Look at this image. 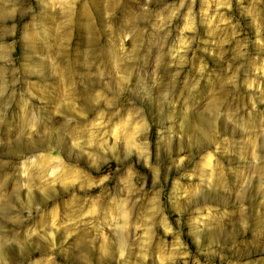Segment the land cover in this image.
Returning a JSON list of instances; mask_svg holds the SVG:
<instances>
[{"label":"rangeland","instance_id":"rangeland-1","mask_svg":"<svg viewBox=\"0 0 264 264\" xmlns=\"http://www.w3.org/2000/svg\"><path fill=\"white\" fill-rule=\"evenodd\" d=\"M173 4L178 5L179 0H151L150 3L149 0H78L74 8L71 4L65 5V8H72V15L64 18L63 24H70L71 27L63 26L61 20H50L46 29H52L51 35L44 39L37 38L39 25L33 17L30 23L23 25L26 29L24 40L32 47L44 46V51L38 52L42 63H31L29 57L22 67L14 33L18 34L31 8L28 0H12L7 6L0 4V66L9 69L8 89L4 100L0 101V111L6 116L17 117L16 136L11 137L14 143L9 146L6 142L0 146L3 147V151H0V181L5 186L15 183V192L24 196L19 188L21 161L26 171L46 162L51 163L46 155L31 159L37 153H43L47 147L39 137L34 138L36 143L32 150L25 149L30 121L21 109H25L30 117L33 105L21 88L23 82L13 84V64L20 68L17 77L24 70L47 66L64 83L55 112L48 121L42 120L40 124V133L45 135L56 120L60 124L55 126L60 127L65 117L83 119L78 113L80 108H84L82 93L86 88L99 89L103 83H108L115 89L114 64H119L121 71L124 67L132 71L135 86L142 78L140 66L147 59L146 53L155 50L154 71L167 82V65L179 52L178 25L183 26L188 5L180 9L171 28L165 30L170 31L166 40L161 39L163 33L156 35L152 25L141 17L147 8L152 13L154 24L157 16L169 14L167 6ZM205 7L204 0H196L198 26L201 20H207L206 16L200 15ZM57 25L61 26L57 28ZM82 27L86 28L88 35L85 62L92 72H78L72 64V45ZM144 28L148 30L140 31ZM134 29L137 30L135 36ZM125 33L131 38L121 44V37ZM40 37H44L43 31ZM206 46L211 51L208 34L201 28L191 49L177 56L178 62L182 63L176 83H185L184 99L191 109L196 110L195 116L192 111L185 112L181 107L177 114L165 120V108L159 102L150 113L133 99L134 93L124 92L119 96L115 106L124 108L131 117L134 112L130 109L134 105L146 129L117 127L113 134L119 140L109 141L113 146L103 156L89 150L95 148L98 140L95 132L91 133L89 149H85L86 158L98 171L82 165L73 166L65 179L81 182L70 189L59 204L60 223L69 219L75 221V224L69 225L75 235L67 244L63 242V228L50 239L32 237L29 245L30 264H264V237L259 241H249L241 238L237 231L240 221L244 220L264 232V203L256 194L258 189L264 188V129H251L247 139L235 141L232 136L221 132L219 124L209 128L204 111L198 108V97L205 86L210 92L213 87L220 92V83L216 81L215 73H212V83H209L211 66L203 72V79L198 72L202 70V61L210 64L208 54L204 52ZM122 50H127L134 59L121 64ZM216 51L219 53L218 47ZM57 52L60 53L59 58H52L48 62L49 53ZM8 61L13 64H6ZM96 65L103 70V81L93 76ZM192 89L195 90L190 93ZM28 91L48 97L56 96L55 85L46 79L41 82L29 81ZM112 98L113 93L105 95L97 92L94 96L97 108L87 113L88 119L95 123L112 117L114 109L106 107ZM228 98L233 100L232 96ZM234 102L243 107L247 98L240 96ZM73 108L76 110L73 111ZM101 109H106L107 114ZM217 110L212 103L206 109L207 112ZM112 118L119 120V117ZM144 131L147 132L146 137L142 134ZM145 138L148 140L147 149L143 146ZM253 149L260 159L259 164L252 162ZM59 150L57 147L56 151ZM145 151L148 153L147 159ZM125 164L126 167L122 166ZM81 168L87 174L85 178L81 177ZM103 176L108 179L101 182ZM233 177L240 179L238 189L233 188ZM221 183L225 189L238 193L237 206H229L227 202L223 206L208 202V193L218 189ZM73 192L75 195H72ZM36 196L35 203H40L39 193ZM12 201L15 202L14 195ZM31 212V220L23 222L42 236L45 235L50 224H55L56 209L41 205V211L32 207ZM27 215V212L23 213V216ZM21 220L22 217L16 214L8 218L9 223ZM209 228L215 229L212 239L204 235ZM190 238L195 239V246ZM12 243L19 244L20 241L9 237L8 244ZM237 247L240 248L239 253L236 252ZM121 248L123 258L120 256ZM0 264H8L6 256L0 257Z\"/></svg>","mask_w":264,"mask_h":264},{"label":"clouds","instance_id":"clouds-1","mask_svg":"<svg viewBox=\"0 0 264 264\" xmlns=\"http://www.w3.org/2000/svg\"><path fill=\"white\" fill-rule=\"evenodd\" d=\"M12 0H0V4L7 6ZM78 0H28V5L31 12L24 17L21 26L19 27L16 39L19 45V63L21 67L25 62L31 58V63H42L38 52L44 51V46L38 47L30 46L24 40L25 27L36 18L39 25V30L36 32L38 39L50 38L51 28L46 29V25L50 20H63L72 15V8ZM151 0H149V3ZM206 7L200 12L201 17L206 16L207 20H201L198 26L196 0H179V4L168 5V15L160 14L155 18V23L152 24V13L145 8L141 19L152 25L154 33L159 35L163 33L162 40H166L170 34L169 30L173 21L179 15L180 9L188 5V10L183 16V26H179L180 33V48L176 56H173L167 65L168 80L159 76L154 71V63L156 62L157 52L151 51L146 53L147 59L141 64L140 71L142 78L139 83L134 86L132 79V71L128 67H124L123 71L119 64H114L115 69V89L111 84L103 83L99 89L86 88L83 95L82 103L84 108L79 109V116L83 119L73 117H65L64 124L60 127V121L56 120L48 129L45 135H41L39 127L43 121H48L49 117L55 112L57 98L59 97L64 83L55 76L49 67L42 69H33L31 71L24 70L19 77L16 76L20 72V68H16L13 62L8 61L6 64H13L12 75L13 84L21 83V88L27 93L26 99L33 105L30 117L27 115L25 109H21L25 118L30 121L28 124L29 131L26 137L25 149L30 151L35 146V137H39L43 144H46L43 153H37L31 159H39L41 155H46L51 163L24 170L23 161L19 170V188L24 193L20 196L15 192V183L5 186L3 181H0V257L6 256L8 264H30L29 259V245L32 237H39L41 239H50L55 237L56 233L61 228L65 229L63 242L67 244L75 231L69 228V225L75 224V221L69 219L65 223H60L59 204L63 200L64 195L70 189L75 188V185L80 183V180L65 179L70 174L73 166L82 165L83 167L93 169L94 165L88 158L85 149H89V139L91 133L95 132L98 138L95 148L89 149L96 151L100 155L106 154L111 150L112 144L109 141L118 142L119 138L115 136L114 130L117 127L131 126L133 128L139 127L141 130L146 129V124L140 113L135 110L133 105L130 111L134 112L133 116H128L125 109L116 107V100L124 92L134 93L133 99L143 105L151 113L157 103L159 102L165 108V120L173 114H177L181 107L185 112L192 111L196 115V110L191 109L184 99L185 83H176L180 76V65L177 56L181 53L186 54L191 45L196 42L197 35L201 28L208 34V40L211 41V51L209 46L204 48V52L208 54L210 64H205L202 61V70H198L201 79H203V72L208 71L212 67V72L209 73V83H212V73H215L216 81L220 83V92H210L209 88L205 86L200 90L198 97V108L203 110L208 121L210 129L215 128L219 124L221 132L228 136H232L235 141H243L248 138L251 129H264V0H204ZM66 4H71L72 8H65ZM2 11V10H0ZM61 25H57L59 28ZM65 27H71L70 24H63ZM144 28L140 31H147ZM44 32V37H40V32ZM136 29L133 30V36L136 34ZM131 38L126 33L121 37V44L124 40ZM219 48L217 53L216 48ZM60 53H49V61L52 58H59ZM88 56V35L86 28H81L78 38L72 45V64L78 72H92V69L86 63ZM227 57V59H226ZM134 57L127 53V50H122L121 64L131 61ZM107 60V57H105ZM45 62V63H48ZM107 67V64H105ZM175 69V70H173ZM103 70L99 65H96L93 76L98 77L99 81H103ZM9 69L7 66H0V101L4 100L5 93L8 89L7 76ZM47 80L50 84L56 87V96L48 97L42 93L30 92L29 81ZM199 81L197 82V86ZM195 89L190 90L194 91ZM97 92L105 95L113 93L111 102L107 104V108L114 109L112 117H119V120H114L109 117L107 120H97L95 123L88 119V112L97 108L94 100ZM229 96L233 100H229ZM244 96L247 98V103H235V99ZM212 103L218 109L217 111L207 112L208 105ZM10 108L11 105H8ZM27 107V106H26ZM76 109L73 108V111ZM105 111L106 109H101ZM122 113H124L122 115ZM61 115L62 113H56ZM139 117V119H136ZM16 120L15 115L6 116L3 111H0V146L5 143L10 146L14 141L11 137L16 136ZM67 125L68 127H65ZM111 125V127H109ZM157 134L159 128L156 129ZM142 134L146 137L147 132ZM19 139V138H18ZM143 146L147 149L148 140H143ZM59 151H56V148ZM3 151V147H0ZM55 153V157H53ZM148 158V153L145 151V159ZM253 164H259L260 159L256 155V150L253 149ZM127 166V164L122 165ZM56 169L54 172L53 169ZM81 177L85 178L86 173L83 168L80 169ZM7 179V177L5 178ZM108 179L103 176L101 182ZM247 183V182H246ZM59 186V187H58ZM240 187L239 177H233V188ZM9 189L12 191L10 192ZM39 193L40 203H35ZM257 196L261 198V203H264V188L257 190ZM13 195L15 202L12 201ZM72 195H75L73 192ZM209 203H219L222 206L227 202L229 206H237L239 203L238 193L225 189L221 183L218 189H213L208 193ZM19 205V207H17ZM41 205L55 208L57 215L54 217L55 224H50L49 231L45 235H41L35 228H31L29 224L23 221H30L32 218L31 208L35 207L36 211H41ZM242 208L243 206L240 205ZM27 212V216L23 213ZM16 214L22 217L19 222H8L10 215ZM126 218V217H125ZM238 234L241 238L252 241H259L264 237V232L258 230L253 225L241 220L238 228ZM20 234H23L22 236ZM215 234L214 228H209L204 235L208 239H212ZM19 240L20 243L8 244V238ZM193 246L196 245L195 239L190 238ZM72 247L71 245L69 246ZM206 249V244L204 245ZM240 248H236L239 253ZM124 251L121 248L120 256L123 258ZM247 264V262H245Z\"/></svg>","mask_w":264,"mask_h":264}]
</instances>
